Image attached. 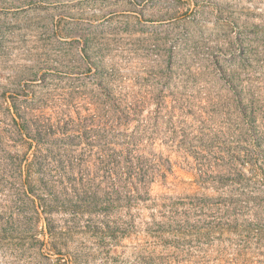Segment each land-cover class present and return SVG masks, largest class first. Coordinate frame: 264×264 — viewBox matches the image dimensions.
Returning <instances> with one entry per match:
<instances>
[{"label":"rangeland","instance_id":"374dc122","mask_svg":"<svg viewBox=\"0 0 264 264\" xmlns=\"http://www.w3.org/2000/svg\"><path fill=\"white\" fill-rule=\"evenodd\" d=\"M262 157L264 0H0V178L34 161L83 179L96 202L80 223L138 227L125 260L150 244L161 264H264ZM8 194L0 264H47L43 209ZM163 210L213 228L147 239Z\"/></svg>","mask_w":264,"mask_h":264},{"label":"trees","instance_id":"16d2710c","mask_svg":"<svg viewBox=\"0 0 264 264\" xmlns=\"http://www.w3.org/2000/svg\"><path fill=\"white\" fill-rule=\"evenodd\" d=\"M15 110L18 112L21 109ZM32 126L36 127L34 131L39 138L44 132L45 125L39 124V121L36 120ZM49 132L53 131L49 129ZM256 146H258L257 142ZM262 160H264L263 157ZM108 163L113 164L112 160H108ZM9 165L13 168V172L9 173L7 169H3L0 189L1 191L7 190L10 193L8 195L17 201H29L34 209L37 206L43 209L45 225L40 234L48 238V242L43 245L48 246L52 253L48 254L47 264H86L93 261V256H100V264H161L158 258L152 257L150 254L148 256L143 254L145 247L150 244L130 246L133 249L130 253L133 256L131 261L127 258L125 260L124 250L117 251L118 247H122V241L133 238V234L139 232L138 227L131 221L116 223L103 219L99 221L86 220L84 224L80 223V218L83 215L92 214L94 208L90 207V204L96 202L95 194H92L91 190L94 188L83 179L69 180L61 173V181H54L52 177L43 173L42 165L34 161L27 162L24 167L20 165V162H8ZM56 167L58 171H64L60 163H57ZM55 188H59L60 192L57 193ZM54 210L70 212L69 219L61 227L55 226L54 222L50 220L49 216ZM35 213L36 219H39V213ZM158 216L159 220L152 219V221L144 223L142 231L146 234L147 239L161 241L164 235L184 238L193 234L200 235L202 230L209 231L213 228L210 226L212 223H206L203 226L190 223L189 220L194 215L187 211L163 210ZM213 217L214 220L219 218ZM222 218L220 217V219ZM1 221L0 218V236H2L0 242H3V240L11 238L8 234L14 233L15 230L11 229L12 224L7 223L2 229ZM256 229L258 235H263L264 227L258 225ZM36 235L33 233L28 235V238L36 239ZM85 242L90 245H86ZM69 248L72 251H69ZM93 252L97 254L93 255ZM81 259H85V261L81 262Z\"/></svg>","mask_w":264,"mask_h":264}]
</instances>
